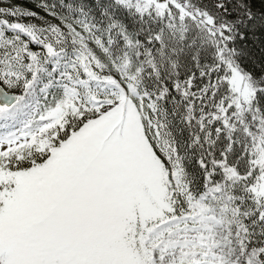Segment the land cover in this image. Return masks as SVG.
<instances>
[{
  "label": "snow or ice",
  "instance_id": "1",
  "mask_svg": "<svg viewBox=\"0 0 264 264\" xmlns=\"http://www.w3.org/2000/svg\"><path fill=\"white\" fill-rule=\"evenodd\" d=\"M0 264H264V0H0Z\"/></svg>",
  "mask_w": 264,
  "mask_h": 264
},
{
  "label": "trees",
  "instance_id": "2",
  "mask_svg": "<svg viewBox=\"0 0 264 264\" xmlns=\"http://www.w3.org/2000/svg\"><path fill=\"white\" fill-rule=\"evenodd\" d=\"M20 2L25 3L27 6H32V0H20Z\"/></svg>",
  "mask_w": 264,
  "mask_h": 264
}]
</instances>
